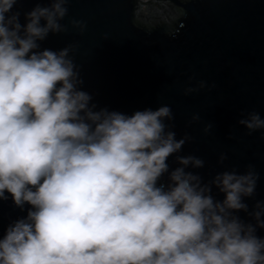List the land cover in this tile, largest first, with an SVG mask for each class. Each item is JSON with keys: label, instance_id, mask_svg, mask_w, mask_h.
Instances as JSON below:
<instances>
[{"label": "water", "instance_id": "water-1", "mask_svg": "<svg viewBox=\"0 0 264 264\" xmlns=\"http://www.w3.org/2000/svg\"><path fill=\"white\" fill-rule=\"evenodd\" d=\"M0 264H264V0H0Z\"/></svg>", "mask_w": 264, "mask_h": 264}, {"label": "rangeland", "instance_id": "rangeland-1", "mask_svg": "<svg viewBox=\"0 0 264 264\" xmlns=\"http://www.w3.org/2000/svg\"><path fill=\"white\" fill-rule=\"evenodd\" d=\"M17 66L23 70L30 69V61L25 56H19ZM62 167L68 172L86 168L92 170L99 166H116L133 177L134 183H139L141 164H134L120 149L108 151L99 146H92L87 141L79 140L70 144L62 153Z\"/></svg>", "mask_w": 264, "mask_h": 264}, {"label": "flooded vegetation", "instance_id": "flooded-vegetation-1", "mask_svg": "<svg viewBox=\"0 0 264 264\" xmlns=\"http://www.w3.org/2000/svg\"><path fill=\"white\" fill-rule=\"evenodd\" d=\"M156 25V24H153ZM129 179V178H128ZM127 178L125 177H118V178H97L94 181H90L89 184L85 185V187L80 188L78 190L77 188H70V187H58V191L63 197H67L71 200V202L76 203L78 205H84L82 208H86L89 203H92V205L95 206H103L107 204L110 199H113L112 197L116 194H119L121 188L123 187L124 183L129 182ZM106 182H110L109 185L104 188V185ZM73 194H79L81 196L80 201H73L72 195ZM135 195V194H133ZM132 196V195H131ZM130 196V197H131ZM129 197V198H130ZM87 199V202L85 200ZM90 199V200H89ZM128 200V199H127ZM103 204V205H102Z\"/></svg>", "mask_w": 264, "mask_h": 264}]
</instances>
